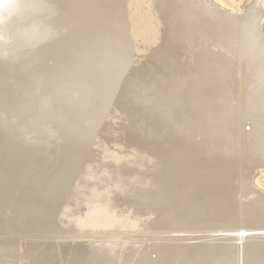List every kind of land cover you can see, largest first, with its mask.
<instances>
[{
    "label": "bare ground",
    "instance_id": "6f19581e",
    "mask_svg": "<svg viewBox=\"0 0 264 264\" xmlns=\"http://www.w3.org/2000/svg\"><path fill=\"white\" fill-rule=\"evenodd\" d=\"M262 5L0 0V264H264Z\"/></svg>",
    "mask_w": 264,
    "mask_h": 264
},
{
    "label": "rangeland",
    "instance_id": "374dc122",
    "mask_svg": "<svg viewBox=\"0 0 264 264\" xmlns=\"http://www.w3.org/2000/svg\"><path fill=\"white\" fill-rule=\"evenodd\" d=\"M241 1L244 2V0H241ZM262 9H263V17H262V21L260 23V32H261L263 40H264V5H262ZM256 180H259V182L262 185L261 189L264 190V172L257 171L255 173V175L253 176V182L256 181Z\"/></svg>",
    "mask_w": 264,
    "mask_h": 264
}]
</instances>
